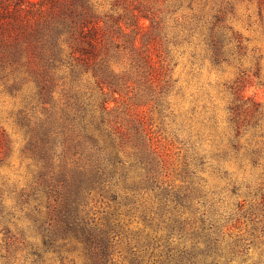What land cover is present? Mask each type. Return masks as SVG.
I'll return each mask as SVG.
<instances>
[{
    "label": "rangeland",
    "instance_id": "374dc122",
    "mask_svg": "<svg viewBox=\"0 0 264 264\" xmlns=\"http://www.w3.org/2000/svg\"><path fill=\"white\" fill-rule=\"evenodd\" d=\"M71 7L78 23L86 17L100 26L109 73L128 88L114 93L103 84L102 91L91 68L71 71L78 36ZM103 99L121 132L145 123L164 185L200 196L198 212L186 217L206 213L225 231L247 234L246 212L254 211L264 238V0H0V192L15 236L7 247L0 234V264H91L74 239L43 246L34 219H42L36 207L48 211L47 198L36 191L41 164L31 142L67 105L98 114ZM155 194L90 202L91 216L118 233L117 264H133L131 251L146 235L165 239L167 229L154 231Z\"/></svg>",
    "mask_w": 264,
    "mask_h": 264
},
{
    "label": "trees",
    "instance_id": "16d2710c",
    "mask_svg": "<svg viewBox=\"0 0 264 264\" xmlns=\"http://www.w3.org/2000/svg\"><path fill=\"white\" fill-rule=\"evenodd\" d=\"M71 15L78 34L71 45L70 55L76 60L75 65L70 64L71 71L74 73L79 67L91 68L102 91L105 88L103 84H108L114 93L119 88H128L124 79L109 73L106 59L109 49L97 36L100 26L91 24L86 17L82 21L79 19L81 22L78 23L76 10L72 7ZM102 52L106 56L98 63ZM63 61L59 57L50 63L57 66ZM145 62L151 64L150 60ZM138 67L142 68L141 65ZM108 74L113 77L105 79ZM89 112L91 115L80 105L74 108L67 105L60 121L44 128L34 137L36 142H31L32 153L41 164V189L36 188V191L42 190L47 198L48 211L43 216L42 208L36 207L42 219L38 216L34 219L45 249L56 248L60 240L74 239L83 244L91 264H117L114 252L118 233L114 227L91 216L90 202L98 197H108L116 205L130 201L129 198L136 203L139 196L155 191L160 214L159 221L153 226L154 231L157 233L164 228L167 234L164 240L149 239V234L146 235L143 243H138L137 249L131 251L133 264H264V238L259 236V227H256L259 214L246 212L253 223L247 234H234L229 229L225 231V225H220L206 213L200 219L186 217L188 213L198 212L195 207L200 196L197 197L189 187L174 190L171 185H164L166 182L161 179L157 151L152 143L146 141L145 123L138 119L130 131L121 132L109 119L110 109L105 99L98 114L97 111ZM149 140L152 141L151 138ZM130 142L133 151L126 153L124 146ZM2 196L0 192V234H3L4 246L9 247L15 236L9 227L10 214L3 206ZM148 209L143 207L146 215L152 212ZM261 211V232L264 234V209ZM148 216L155 222L156 216ZM175 237L180 241L178 244H174Z\"/></svg>",
    "mask_w": 264,
    "mask_h": 264
}]
</instances>
